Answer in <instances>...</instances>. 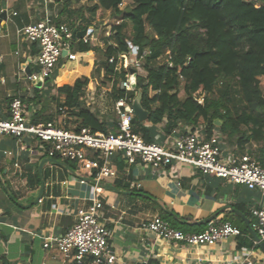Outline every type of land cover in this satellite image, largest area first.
<instances>
[{"label": "crops", "instance_id": "obj_1", "mask_svg": "<svg viewBox=\"0 0 264 264\" xmlns=\"http://www.w3.org/2000/svg\"><path fill=\"white\" fill-rule=\"evenodd\" d=\"M78 2L0 0V118H9V104L14 97H19L33 124L52 122L74 130V119L65 110L58 113L65 97L57 89L85 76L89 83L81 99L83 106L106 121L109 131L115 130L118 122L116 101L112 98L115 78L106 79L104 64L106 40L112 28L104 32L103 26L111 11H105L104 18L96 19L84 30L72 29L77 34L94 30L97 36L87 44L75 38L69 52L77 54V60L70 61L65 52L41 89L28 79L40 71L36 64L38 48L20 31L46 16L56 23L66 24L72 11L92 6L97 1L91 0L87 5L84 0L82 5ZM81 45L92 49L80 51ZM188 128L191 127L181 125L167 135L164 125H159L155 140L167 141ZM215 132L220 134L226 159L249 156L259 162L256 158L261 143L250 142L242 149L238 136H229L220 128ZM47 147L31 135L21 139L7 135L0 138V256L5 255L17 264H75L57 249H45L43 244L51 236L65 233L74 225L77 211L91 204V183L82 184L80 175L68 165L47 163L40 174L42 162L49 158ZM86 155L94 157L96 154L88 151ZM112 167L117 170V177L105 180L103 219L111 230L110 248L118 256L114 264H264V251L239 215L243 214L251 227L252 210L264 208L263 191L204 175L186 164H174L155 172L143 164L130 165L121 154H116ZM42 182L41 200L24 207L34 201ZM163 212L171 214L187 232H201L209 222L216 221L232 223L243 235L220 241L215 246L199 247L160 240L141 226Z\"/></svg>", "mask_w": 264, "mask_h": 264}, {"label": "trees", "instance_id": "obj_2", "mask_svg": "<svg viewBox=\"0 0 264 264\" xmlns=\"http://www.w3.org/2000/svg\"><path fill=\"white\" fill-rule=\"evenodd\" d=\"M96 1L72 11L66 24L81 31L101 19L105 11L121 17L122 22L112 28L106 40L104 64L106 79L115 78L113 100L127 97L134 101L139 95L142 108L148 112L146 121L134 117L136 134L151 143L162 124L167 135L181 125H206L208 138L220 128L229 136H238L242 149L250 142L261 143L256 159L264 165V92L260 80L264 77V0H129L131 5L125 10L120 8L125 0ZM131 47L138 48L140 55L145 50L149 54L137 75L136 89L128 92L120 87L126 72H118L116 67L119 56L130 54ZM91 49L89 45L80 47L84 52ZM168 52L172 66L166 61ZM111 58H115L113 64L109 63ZM88 83L89 78L83 76L58 88L65 97L58 113L65 110L74 119V131L90 128L107 133V122L82 104ZM182 92L184 98L180 97ZM201 94L205 95L203 104L197 101ZM240 105L242 110L234 109ZM64 162L76 170L75 163ZM161 217L188 231L171 214L163 212ZM91 262L87 258L81 264ZM0 264L17 263L2 255Z\"/></svg>", "mask_w": 264, "mask_h": 264}, {"label": "built area", "instance_id": "obj_3", "mask_svg": "<svg viewBox=\"0 0 264 264\" xmlns=\"http://www.w3.org/2000/svg\"><path fill=\"white\" fill-rule=\"evenodd\" d=\"M20 33L38 48L36 64L40 71L29 76L30 81H37L40 75L45 81L50 79L65 52L70 61L78 58L77 54L69 52L75 41L73 30L65 23H56L50 16L24 27ZM96 39L95 31L88 30L80 41L87 44ZM131 49L130 54L119 56L116 67V71L126 72L120 87L128 92L134 91L131 78L139 74L143 59L149 54L145 50L140 55L138 48ZM166 61L172 66L170 52ZM114 62L115 58L109 60L110 64ZM197 101L204 103V99L197 98ZM133 104L134 101L127 97L116 101L117 128L107 133L93 132L90 128L68 130L52 122L33 124L28 120L26 105L19 97H14L9 104V118H0V138L7 135L21 139L31 135L48 146L49 158L75 163L81 183H91L90 206L77 211L74 225L65 233L51 236L43 244L45 249L55 248L76 264L87 258H91V264H114L118 259L110 248L111 230L103 219L104 183L106 179L117 177V170L112 167V158L116 154H121L130 165L143 164L155 172L164 171L174 164H186L204 175L264 192V165L249 156L226 159L221 149L220 134L215 132L208 138L206 125L188 128L164 142L159 139L146 142L133 131ZM88 151L96 155L89 157L86 155ZM252 215L251 229L264 243V208L253 209ZM141 228L157 239L194 247L215 246L220 241L243 235L232 223L216 221L209 222L201 232H186L173 227L161 216L143 223Z\"/></svg>", "mask_w": 264, "mask_h": 264}, {"label": "water", "instance_id": "obj_4", "mask_svg": "<svg viewBox=\"0 0 264 264\" xmlns=\"http://www.w3.org/2000/svg\"><path fill=\"white\" fill-rule=\"evenodd\" d=\"M86 34V31L80 33V34H77L76 32H74V38L78 37V38H82L84 35ZM45 83V80L42 78V76L40 75L39 79L35 82H33V84L35 85L36 88L38 89H41L43 87ZM131 84H132V89L135 90L136 89V85H137V76L136 74H134L131 78ZM133 108H134V113H135V116L139 118L140 121H146L148 119V112L145 111L142 106H141V103H140V96H138V98L134 101V104H133ZM47 163H53V164H56L58 166H67L66 163L58 160V159H55V158H46L41 166H40V174H42V170H43V167L47 164ZM105 185V184H104ZM113 190L114 188L111 187ZM43 191H44V184L43 182L41 183V187H40V190L37 194V196L35 197L34 201L32 203H30L28 206H24V204H21V203H18L19 205L21 206H24V207H31L35 204H37L41 198H42V194H43ZM239 215L245 219V222L247 224V226L249 227L252 235L254 236L255 240L258 242L260 248L264 251V243L261 242L260 238L257 236V234L251 229L250 227V223L249 221L246 219V217L243 215V214H240Z\"/></svg>", "mask_w": 264, "mask_h": 264}, {"label": "rangeland", "instance_id": "obj_5", "mask_svg": "<svg viewBox=\"0 0 264 264\" xmlns=\"http://www.w3.org/2000/svg\"><path fill=\"white\" fill-rule=\"evenodd\" d=\"M82 0H79V4L82 5ZM91 2V0H84V3L87 5ZM125 3H123V5L121 6V9L125 10L127 7H129L131 5V2L129 1H124ZM104 18V17H103ZM121 17L120 16H117L116 14L114 13H109L106 15L105 17V21L107 22V24L105 26H103V29L105 30L104 32L110 30V28H113L114 26L116 25H119L121 22ZM104 22V21H103ZM131 30V24H128V28H127V31L129 32ZM261 87H262V90L264 92V78H261ZM216 94H218V91L215 92ZM139 95H137L136 99L138 98ZM204 94H201L198 98L200 100L204 99ZM180 97L181 98H184V94L183 92L180 94ZM109 98V97H108ZM135 99V100H136ZM134 100V101H135ZM108 101L110 102V100L108 99ZM235 110L239 111V110H242L243 109V106L240 105V106H237V108H234ZM245 130V129H244Z\"/></svg>", "mask_w": 264, "mask_h": 264}]
</instances>
